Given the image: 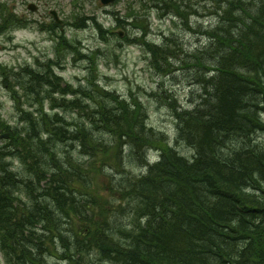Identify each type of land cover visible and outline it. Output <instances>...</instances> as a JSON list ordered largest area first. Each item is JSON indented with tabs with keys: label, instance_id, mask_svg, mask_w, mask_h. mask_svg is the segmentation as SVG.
Segmentation results:
<instances>
[{
	"label": "trees",
	"instance_id": "trees-1",
	"mask_svg": "<svg viewBox=\"0 0 264 264\" xmlns=\"http://www.w3.org/2000/svg\"><path fill=\"white\" fill-rule=\"evenodd\" d=\"M155 1L164 4L161 8L167 4V0ZM226 1L227 8L223 12L230 8H239L242 3V0ZM257 1L261 4L258 5ZM249 2L239 8L248 17V21L236 25L235 29L242 31L240 46L243 59L250 60L247 71L251 80L255 86H264L259 81L264 79V67L260 60L264 53L250 47L257 34L263 40L264 35L260 30L264 31V0ZM140 39L144 40L143 37ZM144 43L162 79L173 77L177 71L173 65H179V69L183 65L188 68L194 66L196 70L203 67L201 65L204 63V54H200L193 61L185 58L180 61L185 51L180 42L172 37L166 36L161 44L145 40ZM173 44L178 45L184 54L176 52ZM209 51L211 50H207ZM5 71L2 68L1 73L5 75ZM11 74L12 72L8 75ZM25 77L28 80H25L27 82L22 87L37 93L38 106L32 109L30 116L24 118L26 121L22 127L12 130L7 142L0 146V154L16 155L28 172L20 169L13 173L9 168L1 167L2 159L0 160V253L4 264H45L33 258L26 250L27 244H32L35 248L41 247L48 254L46 257L42 254L41 260L54 259L49 264H138L139 262L135 263L136 260L131 261L130 244L122 245L121 233L128 240L136 241L134 237L148 238L147 241L161 244L163 248L171 244L178 245L187 238L195 240L199 236V233L192 230L191 225L184 222L173 234L168 228L159 234L160 229L154 224L153 231L142 228L141 225L139 228L133 226L137 210L151 204L163 187L170 160L177 164V156L170 147L168 137L147 126L148 115L146 116L138 98L121 97L95 82L86 86L79 85L77 88L67 83L63 85L61 77L54 73L49 63L43 64L39 70H28ZM64 87H69L67 92L73 96L71 99L55 97L54 94ZM220 89L223 90L222 100L219 98L222 112H210L212 121L218 123L225 120L227 113L233 116L236 106L243 108L241 105L244 104L240 102L243 91L241 82L236 78L228 77ZM10 91L15 103L18 99L17 91L14 86L10 87ZM40 92L44 93L39 95ZM46 93L52 112L45 111L43 107L42 99ZM158 98L168 105L167 108L174 117V140L176 137L180 139L184 132L188 133L187 129L191 126L195 127L192 132L197 131L191 134H204L200 122L190 117L197 109L190 111L189 107L178 106L177 101L167 93H159ZM86 100H91L92 103H86ZM256 101L257 119L252 125L250 140L256 130L254 127L264 129V89L260 92L259 102L257 99ZM74 109L78 114L83 113L86 119L83 120L81 116L78 122L71 121L69 125L66 124L68 120L63 114L57 111ZM26 111L28 109L19 107V112ZM108 111L115 112L116 116L106 118ZM2 127L9 129L8 125L2 124ZM250 143L252 145L249 151L252 155L258 150L261 152L254 142ZM110 148L114 150L115 161L102 166L97 173L101 176L100 183H94V169L89 168L83 173L80 165L89 159L104 160ZM151 148L157 149L159 165L149 167L140 175L133 167L127 166L126 160H134L133 154L138 161L139 154L143 153L145 157V152ZM76 149H80V158L74 157ZM60 151L62 153H57ZM196 152L198 161L202 162L201 171L196 173L200 181L208 175L210 179L218 175L228 176L218 210L229 212V216L241 222L248 232L245 234L244 228L235 223H225L221 228L215 218L208 217L211 235L207 242L202 238L206 245L199 247L210 250L212 256L221 261L227 259L236 264H264V201L259 194L264 191V181H260L264 179V161H259L254 156H241L231 150L224 153L228 156L227 160L214 153L204 155L198 150ZM261 154L264 156L263 152ZM122 160L127 162L126 168H119V161ZM163 164L166 170L163 169ZM210 165L214 169L213 173H210ZM110 167L121 173L129 170L127 178L114 183L108 177ZM8 174L23 177L24 180L22 178L21 183L12 186L3 180ZM156 177H159L161 183L155 182ZM181 187L184 184H179L175 190ZM98 189L108 193L110 199L101 195ZM246 190L253 193H247ZM22 192H25V197ZM198 204L204 207L201 201ZM57 230L59 234L70 232V245L74 251L61 247ZM228 236L237 239L232 242ZM227 239L232 248L229 247ZM79 251H84L85 254L80 255ZM28 254L32 257H28ZM139 260L140 263L154 264L152 257L147 260L140 257Z\"/></svg>",
	"mask_w": 264,
	"mask_h": 264
},
{
	"label": "rangeland",
	"instance_id": "rangeland-1",
	"mask_svg": "<svg viewBox=\"0 0 264 264\" xmlns=\"http://www.w3.org/2000/svg\"><path fill=\"white\" fill-rule=\"evenodd\" d=\"M26 1L37 4V10H29ZM26 1L0 0V63L8 65L10 68L6 69L5 75H8L13 69L24 73L25 67L39 70L46 63L55 65L56 71L62 75L61 81H65L73 88L95 82L103 89L114 92L121 97L138 98L143 105L146 116L148 115L147 126L149 125L155 131H161L168 138L173 139L175 133L174 117L167 108L168 105L158 98V94L167 93L173 97L171 94L174 93L179 102H188L191 98H189L188 87H185V84L191 68L188 69L183 65L179 69V65H173V68L177 70L173 77L168 76L162 79L152 55L150 56V52L146 49L144 40L133 39V37L140 35V27H144L145 35L151 41L161 43L168 36L181 43L187 40V37H191L193 32L184 29L180 24V19L184 25L188 24L187 20H190L193 29L198 27L197 24L200 19H203L201 20L203 24L209 23L211 25L213 20L210 21L204 16L217 9L215 7L216 0H167L166 8L162 9L160 6H164V4L154 0H117V2L115 0L109 6L102 5L99 0H76V3H73V0ZM56 6L64 16L69 17V20L71 19V22L75 21L72 16L78 7L81 12L80 16L83 18L94 17L95 20L102 23L104 29H110L114 33L121 31L123 36L108 32H103L104 34L101 36L93 19H90L93 26H88L86 29H77L74 26L66 25L64 26V33L69 40L76 41L77 39L79 40L77 41L79 47L85 46L91 48L89 52L97 51V53H90L85 56L84 52L81 53L79 50L72 49V54H62L60 59L56 55V42L61 30L58 29V34L52 33L49 31V27L51 29L53 27L48 24L51 19L49 12ZM190 7H192V11L189 12ZM133 13H135V19H132L130 23L125 22L126 24L116 26L115 15L129 18L132 17ZM198 16L202 17L196 20L195 18ZM19 17L26 21H23V24L20 23ZM135 24L140 27H136ZM178 35H182V38H179ZM184 35L186 36L184 37ZM60 38L65 40L64 36H60ZM61 46L65 47V44ZM173 47L176 52L182 55L183 52L178 45L173 44ZM179 60L183 61L184 56ZM165 69L167 68L165 67ZM1 72L2 69L0 68L2 79L4 74ZM26 82L22 80L17 86L18 99L14 103L12 93L0 80V120L4 122V125L9 126V129L5 130L10 132L20 129L26 121L24 118L30 116L32 109L38 106L37 93L22 87V84ZM65 87L54 94L55 97L71 99L73 96L67 92L69 87L66 89ZM42 93L44 92H40L39 95ZM42 100L44 110L52 112L47 93L44 94ZM86 103L91 104L92 102L86 100ZM19 107L28 109V111L19 112ZM57 111L63 114L64 118L68 120H66V124L69 125H71V121L78 122L81 116H83V120L86 119L83 113L78 114L76 109ZM262 119L264 120V112ZM262 138L264 139V134ZM6 142L7 140L0 137V146ZM72 150L73 147L70 148V151ZM57 153H62V151ZM113 153L114 150L110 148L108 156L104 160L93 161L89 159L85 161L80 165L82 172L86 173L89 168L94 169V183H100L101 176L97 173L101 171L103 165L114 163ZM0 157V160L2 159L1 167L9 168L13 173L20 169L25 170L24 164L16 155L0 154ZM74 157H81L80 149L74 151ZM94 165L96 168H93ZM24 172L28 173L26 170ZM98 191L110 199L108 193L99 189ZM22 195L25 197V192H22ZM0 264H4L1 255Z\"/></svg>",
	"mask_w": 264,
	"mask_h": 264
},
{
	"label": "bare ground",
	"instance_id": "bare-ground-1",
	"mask_svg": "<svg viewBox=\"0 0 264 264\" xmlns=\"http://www.w3.org/2000/svg\"><path fill=\"white\" fill-rule=\"evenodd\" d=\"M215 3L217 10L204 16L210 21L213 20V23H210L211 25L209 23L203 24V21H201L203 19H200L197 24L198 27L193 29V24L190 20H187L188 24L184 25L180 19V24L184 29L193 32L190 35L191 37H187V40L180 43L185 51L184 58L187 61H193L200 54H204V61H202L204 63L201 65L203 67L197 70L194 66L188 68H191L185 84V87H188L189 98H191L188 102H179L176 95L174 93L171 94L177 101L178 106L189 107L190 111L197 109L190 117L192 120L200 122L204 134L202 136L200 134H191L197 133V131L192 132L195 127L191 126L187 129L189 130L188 133L184 132L181 134L180 139L176 137L175 140L173 139L170 142V147L177 156V158L175 157L177 164L175 165L170 160V167L164 175L165 182L163 187L155 195V200L153 199L151 204H147L137 210L136 220L133 223L136 228L141 225L142 228H148L152 231L154 224L160 229L159 234H162L165 228H168L171 231L170 233L173 234L181 228L180 225L184 222L191 225L192 230L195 233H199V236L195 240L187 238L178 245L171 244L163 248L161 244L150 243V241H147L148 238L134 237L136 241L128 240L121 233L122 245L128 246L130 244L131 261L136 260L135 263L139 262L138 264H146V262L140 263V257H144L146 260L152 257L154 264H236L233 260L226 259L221 261L216 259V256H212L210 250L199 247L200 245H206L203 244L205 242L202 238L207 242L211 235L207 218H215L216 223L221 228L225 226V223H235L244 228L243 232L245 234L248 233L241 222L235 221L229 216V212L218 210V205L223 198V186L228 176L218 175L210 179L208 175L203 177L202 181L196 177V173L201 171L202 165L201 160L198 161L197 150L203 152L204 155L214 153L216 156L219 155L220 158L224 157L225 160L228 159V156L224 154L225 151L231 150L241 156H248L249 158L254 156L255 159L264 161V156L261 154V152L264 153V139L262 138L264 129L254 127L256 130L250 140L252 125L257 119L255 114L258 109L256 99L259 102L260 92H262L264 86L256 84L257 88L254 81L251 80L250 73L247 71L250 67V60L249 58L243 59L244 54L241 51L242 46H240L242 31L235 29L236 25L248 21V17L242 14L239 8L246 6L250 2L249 0H242L239 8H230L225 12L223 11L227 8L226 0H216ZM256 3L258 5L261 4L260 1ZM200 17L202 16H198L195 19L198 20ZM184 32L186 31L184 30ZM260 32H263L262 35H264L262 29ZM256 36L257 38L252 40L250 47H254L264 53V36L263 40L259 39V34ZM178 37L182 38V35H178ZM207 50L211 51L207 52ZM260 60L261 65L264 67V56ZM197 66L199 67V65ZM262 73L264 74V68ZM228 77H234L241 82L243 91L240 102H244L241 106L245 110L243 111L241 110L243 108L236 106L233 116L231 113H227L223 122H213L210 112H222L219 102L222 100L223 90L220 88L223 87V83ZM259 81L264 83V79ZM219 98H221L220 101ZM107 114L106 118L116 116L115 112L108 111ZM250 141L254 142L261 152L258 150L255 155H252L249 151L250 145H252ZM156 151L157 149L146 151L145 157L143 153H140L138 161L137 156L133 154L132 159L134 160H126L130 165L125 160H122L119 161V168H126L125 165L127 163V166L133 167L136 173L140 175L149 167L159 165ZM163 169L166 170L164 164ZM209 170L210 173L214 171L211 165ZM128 171L124 170L121 173L116 171V168L110 167L108 177L114 183H118V181H123L127 178ZM22 178L8 174L3 177V180L14 186L17 183H21ZM260 181L263 182L264 179ZM155 182L161 183L159 177L155 178ZM179 184H184V187L175 190ZM246 192L253 193L251 190H246ZM259 194L262 195L264 201V191ZM199 201L204 203L205 208L198 204ZM48 214L51 216L50 212ZM57 233L61 247L64 246V250L74 251L75 249L70 245V232L59 234L57 230ZM228 239L233 242L237 237L228 236ZM228 239V245L232 248L233 246ZM26 250L33 255L35 260H39L41 263L49 264V261H54V259H49V261L41 260L42 254L45 257L48 256L41 247L35 248L34 245L27 244ZM79 253H81L80 255L85 254L84 251H79ZM31 254H28V257H32Z\"/></svg>",
	"mask_w": 264,
	"mask_h": 264
},
{
	"label": "water",
	"instance_id": "water-1",
	"mask_svg": "<svg viewBox=\"0 0 264 264\" xmlns=\"http://www.w3.org/2000/svg\"><path fill=\"white\" fill-rule=\"evenodd\" d=\"M102 1H103V2H108V1H110V0H102ZM2 136L7 137L8 134L6 133V134H4V135H2Z\"/></svg>",
	"mask_w": 264,
	"mask_h": 264
},
{
	"label": "flooded vegetation",
	"instance_id": "flooded-vegetation-1",
	"mask_svg": "<svg viewBox=\"0 0 264 264\" xmlns=\"http://www.w3.org/2000/svg\"><path fill=\"white\" fill-rule=\"evenodd\" d=\"M22 1H26V0H22ZM27 2V1H26ZM28 3L30 2H27L26 4L28 5ZM58 10V9H57ZM58 12L62 15V13L58 10Z\"/></svg>",
	"mask_w": 264,
	"mask_h": 264
}]
</instances>
